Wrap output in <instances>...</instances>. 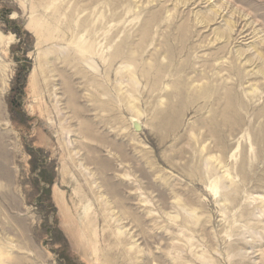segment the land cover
Returning a JSON list of instances; mask_svg holds the SVG:
<instances>
[{
	"label": "rangeland",
	"instance_id": "obj_1",
	"mask_svg": "<svg viewBox=\"0 0 264 264\" xmlns=\"http://www.w3.org/2000/svg\"><path fill=\"white\" fill-rule=\"evenodd\" d=\"M0 264H264V0H0Z\"/></svg>",
	"mask_w": 264,
	"mask_h": 264
},
{
	"label": "bare ground",
	"instance_id": "obj_2",
	"mask_svg": "<svg viewBox=\"0 0 264 264\" xmlns=\"http://www.w3.org/2000/svg\"><path fill=\"white\" fill-rule=\"evenodd\" d=\"M194 91L196 92V90H192L191 93H194ZM200 91L203 92V90H200ZM227 110H226L227 112L225 113V117H226L225 120L227 122L232 123V124H239V121L237 120L236 116H233V114L235 113V110H236L235 102L233 100L228 104Z\"/></svg>",
	"mask_w": 264,
	"mask_h": 264
}]
</instances>
